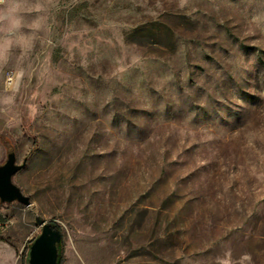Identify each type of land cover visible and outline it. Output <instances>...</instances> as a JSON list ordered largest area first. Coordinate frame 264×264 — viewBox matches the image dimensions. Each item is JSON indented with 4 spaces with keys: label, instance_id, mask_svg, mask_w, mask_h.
<instances>
[{
    "label": "rangeland",
    "instance_id": "1",
    "mask_svg": "<svg viewBox=\"0 0 264 264\" xmlns=\"http://www.w3.org/2000/svg\"><path fill=\"white\" fill-rule=\"evenodd\" d=\"M0 264H264V0L0 3ZM11 73L10 82L5 75Z\"/></svg>",
    "mask_w": 264,
    "mask_h": 264
},
{
    "label": "water",
    "instance_id": "2",
    "mask_svg": "<svg viewBox=\"0 0 264 264\" xmlns=\"http://www.w3.org/2000/svg\"><path fill=\"white\" fill-rule=\"evenodd\" d=\"M26 165V159L19 163L15 152L7 154L6 161L0 165V200L3 202L19 201L25 205L31 203L30 197L14 183L13 176ZM61 232L55 226L44 224L42 232L34 240L30 249V264H58L57 243Z\"/></svg>",
    "mask_w": 264,
    "mask_h": 264
},
{
    "label": "built area",
    "instance_id": "3",
    "mask_svg": "<svg viewBox=\"0 0 264 264\" xmlns=\"http://www.w3.org/2000/svg\"><path fill=\"white\" fill-rule=\"evenodd\" d=\"M3 1H5V0H3ZM11 73H14V72L13 71H8L6 73V75H5V78H6L7 82H10V80H11Z\"/></svg>",
    "mask_w": 264,
    "mask_h": 264
},
{
    "label": "clouds",
    "instance_id": "4",
    "mask_svg": "<svg viewBox=\"0 0 264 264\" xmlns=\"http://www.w3.org/2000/svg\"><path fill=\"white\" fill-rule=\"evenodd\" d=\"M3 2V0H0V3H2ZM3 17L2 16H0V19H2Z\"/></svg>",
    "mask_w": 264,
    "mask_h": 264
},
{
    "label": "trees",
    "instance_id": "5",
    "mask_svg": "<svg viewBox=\"0 0 264 264\" xmlns=\"http://www.w3.org/2000/svg\"><path fill=\"white\" fill-rule=\"evenodd\" d=\"M56 229H59L57 226H55Z\"/></svg>",
    "mask_w": 264,
    "mask_h": 264
},
{
    "label": "bare ground",
    "instance_id": "6",
    "mask_svg": "<svg viewBox=\"0 0 264 264\" xmlns=\"http://www.w3.org/2000/svg\"><path fill=\"white\" fill-rule=\"evenodd\" d=\"M12 76V75H11ZM12 78V77H11Z\"/></svg>",
    "mask_w": 264,
    "mask_h": 264
}]
</instances>
